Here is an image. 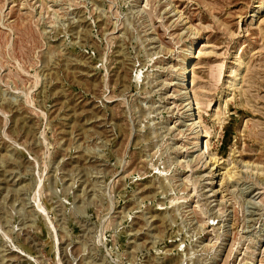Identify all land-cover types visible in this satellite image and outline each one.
<instances>
[{
	"label": "rangeland",
	"instance_id": "1",
	"mask_svg": "<svg viewBox=\"0 0 264 264\" xmlns=\"http://www.w3.org/2000/svg\"><path fill=\"white\" fill-rule=\"evenodd\" d=\"M0 264H264V0H0Z\"/></svg>",
	"mask_w": 264,
	"mask_h": 264
},
{
	"label": "bare ground",
	"instance_id": "2",
	"mask_svg": "<svg viewBox=\"0 0 264 264\" xmlns=\"http://www.w3.org/2000/svg\"><path fill=\"white\" fill-rule=\"evenodd\" d=\"M192 118V117H191ZM194 120V119H193ZM214 159V158H213Z\"/></svg>",
	"mask_w": 264,
	"mask_h": 264
}]
</instances>
